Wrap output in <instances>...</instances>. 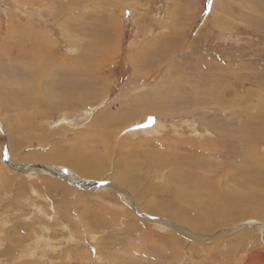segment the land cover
Listing matches in <instances>:
<instances>
[{"label": "rangeland", "instance_id": "rangeland-1", "mask_svg": "<svg viewBox=\"0 0 264 264\" xmlns=\"http://www.w3.org/2000/svg\"><path fill=\"white\" fill-rule=\"evenodd\" d=\"M29 25L58 57L33 54L34 97ZM0 57V264H264V217L193 197L200 178L264 194V0H0ZM56 62L83 104L53 102ZM73 149L101 174L39 170Z\"/></svg>", "mask_w": 264, "mask_h": 264}, {"label": "bare ground", "instance_id": "bare-ground-1", "mask_svg": "<svg viewBox=\"0 0 264 264\" xmlns=\"http://www.w3.org/2000/svg\"><path fill=\"white\" fill-rule=\"evenodd\" d=\"M111 18H112V16H111ZM27 28H29V36L28 37H31L29 42L27 40V43H28L29 48L31 50L29 49L30 50L29 51V50H27L25 48H21L20 50H18V52H17L18 54L15 53V56L16 55H18V56L21 55L22 56V54L24 52H26V51H28V53H29V59L26 60L28 65H27V68H25V70H24L25 72H23V75H22L24 77V80H23V78L22 79L19 78L18 80L20 81V84H18V83H16V84H18L19 86H21L25 90V94L26 95H28L30 97H34V96H37V95H39L41 93L40 89L38 90V88L40 86L44 87V84H43V82H40L42 74H41L39 66H38L37 56H36V58L33 61V54L37 53V52L42 53V51L44 50V52L46 53L44 55L48 59H50V61H52V62L55 61L58 57L56 56V53H54V51H55L54 49L56 48L55 47V43L50 38H48V35L44 32V29H39V28H37L35 26H31V25H29ZM24 29L25 28H23V30ZM115 29H117V28H115ZM113 31H114V29H113ZM45 40L48 41V43H46ZM43 41H44V43H42ZM102 42H104V40H102ZM104 43H105V45H104L105 48L104 49L102 48V49H103V51H105L104 54H106V53H108L109 41L108 42L105 41ZM39 44H40V47H39ZM111 45H114V44L110 43V46ZM36 46H38V48H36ZM0 59H2V58L0 57ZM74 62H76V61L74 60ZM49 64H50V62H49ZM57 65H59V63L56 62L54 65H51L50 67L53 70H55ZM66 66H70V63H67ZM0 67L5 68V66H2V65H0ZM73 73H71V72L60 73L58 71L57 74L54 77H52V79L47 83L48 89L51 90L50 95L53 98V102H56L57 106H59V104H64L65 107L67 106L69 109H72V108H74L76 106H79L80 104H83L84 103V96H88V93H85L86 90L88 91V89H89L88 88L89 87L88 82H82V81L76 82V81H73V78H72V76H74ZM10 84L11 85L9 86L8 82H2L0 84V90L2 91V89L3 90L6 89L9 92H13V90H15V88H13V87L11 88L13 82H10ZM43 96L46 97V96H48V94L44 93ZM95 96H99V94L96 93ZM23 101L24 100L21 99V98L18 101L16 98H14L13 95H12L11 99H8L9 103L17 102L16 103L17 105L19 103L21 106H23V105L24 106H28L27 104H23ZM26 102H30L29 105H32V106L37 105V101L34 100V99L27 100ZM53 102H52V105H54ZM153 108H150V109H153ZM150 109H148V110H150ZM152 111L154 112V111H157V110H156V108H154ZM121 113L123 114V112H121ZM109 118H112V117H111V114L108 112L106 114V116H101L98 119L99 122H97V123L103 122V124H104L105 122H110ZM119 123L117 122V124H119ZM94 124H96V123H94ZM253 142H256V141H253ZM109 145H110L109 143H108V145L107 144L105 145L106 146V148L104 149V150H106L105 152L109 153V151H110ZM75 152H76L75 149H73L71 151L68 150V151H65V152H62L60 150L58 152H55L51 156L56 161H59V162L62 161L64 163H66L69 166V168H66L64 166L63 167H59V166H56V165H51V166H53V167H51L50 164L49 165L46 164V165L38 166L39 170H41V172H47L45 170H48L54 176H60L63 179H66L69 176L74 181H77L76 177L73 175L76 172L79 175L80 179H84L82 177H86V178H90L91 179V178H93L92 176H94V175L98 176V174H101V169L103 168V164L100 161H96L92 165H86L88 163V161L85 162L86 160L83 159L82 157L77 156ZM30 157H33V155H31ZM57 168H60V169H57ZM84 180L86 181V179H84ZM198 180H199V183L196 184V188L199 189V191L196 192L193 197L198 199L200 202L202 201V199H203L204 202H206V201L212 202V201L215 200L216 203L219 204V207L221 209L219 211L220 215L223 218H224V216L226 217L223 220H226L227 217L236 216V214L238 212H240L243 215L245 213H250L251 215H257V216H260V217H264V194H259L260 192H263V191H257L256 187L252 188L249 185V187L251 189L250 190H246L247 191L246 192V191H242V190H244L243 186H238L236 184L235 185L238 186V187H232V185L231 186H222L220 184H215V183L211 182V180L208 181V180L201 179V178L198 179ZM71 182H73V181H71ZM79 183H80V181H79ZM74 184H76V182ZM260 184L263 186L264 182L261 181L258 185H260ZM104 189H105V192H108V191L110 193L113 192V191H110V189L108 187H106V186H103L101 188V190H104ZM242 204H243V207H241ZM153 209H154L153 207L149 206V210L150 211H152ZM154 210H156V209H154ZM199 210L200 209H198L197 211H199ZM247 215H249V214H247ZM182 219H187V217H182ZM189 221H191V220H189ZM241 232H245L246 236H247V234H251L252 233V231L250 229H245L244 231H241ZM258 246H260V245H258V244L255 245L254 244L252 246V248L258 250L256 248ZM252 248L250 250H252ZM263 249H264V247H263ZM250 256L252 257L251 254H250ZM239 262H241V260ZM240 264H242V263H240Z\"/></svg>", "mask_w": 264, "mask_h": 264}, {"label": "snow or ice", "instance_id": "snow-or-ice-1", "mask_svg": "<svg viewBox=\"0 0 264 264\" xmlns=\"http://www.w3.org/2000/svg\"><path fill=\"white\" fill-rule=\"evenodd\" d=\"M211 3H212V0H208V4L211 5Z\"/></svg>", "mask_w": 264, "mask_h": 264}, {"label": "water", "instance_id": "water-1", "mask_svg": "<svg viewBox=\"0 0 264 264\" xmlns=\"http://www.w3.org/2000/svg\"><path fill=\"white\" fill-rule=\"evenodd\" d=\"M57 169H60V168H57Z\"/></svg>", "mask_w": 264, "mask_h": 264}]
</instances>
